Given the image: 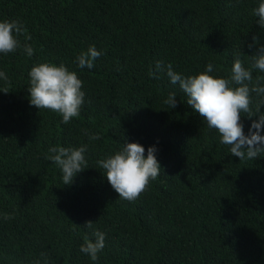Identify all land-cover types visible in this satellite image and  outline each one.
<instances>
[{
    "label": "trees",
    "instance_id": "1",
    "mask_svg": "<svg viewBox=\"0 0 264 264\" xmlns=\"http://www.w3.org/2000/svg\"><path fill=\"white\" fill-rule=\"evenodd\" d=\"M259 2L0 0V21H21L34 48L31 57L22 47L0 54L11 81L0 92V264H264V153L232 156L166 73L149 76L160 61L184 76L212 63V75L227 77L238 53L247 67L252 37L264 45L252 14ZM93 45L103 55L79 68L76 55ZM38 62L64 64L82 81L80 116L68 124L30 106L28 73ZM171 92L174 109L164 103ZM253 120L241 116L245 135ZM125 140L145 156L155 146L161 166L134 201L119 199L96 164ZM56 145H87V169L71 185L45 159ZM94 231L105 234L96 262L79 251Z\"/></svg>",
    "mask_w": 264,
    "mask_h": 264
},
{
    "label": "clouds",
    "instance_id": "2",
    "mask_svg": "<svg viewBox=\"0 0 264 264\" xmlns=\"http://www.w3.org/2000/svg\"><path fill=\"white\" fill-rule=\"evenodd\" d=\"M252 14L258 17L257 23L264 29V0H260ZM21 36L24 37L23 45ZM30 40L31 36L21 21H0V54L7 55L22 47L24 53L31 57L34 48L27 43ZM248 47L256 49L253 55L247 56L249 65L245 66L240 58L242 54H236L227 77L212 75V63L207 64L203 71L189 76L174 71L172 64L164 65L160 61L149 71L153 79L159 78L157 72L166 73L171 84L178 85L185 94L190 109L203 118L209 129L217 131L220 143L228 146L231 155L240 161L255 160L264 153V135H261L264 130V111H261L264 108V75L253 77V72L264 74V45H260L258 37L254 35ZM101 55L103 53L94 45L89 46L86 51L76 55L75 63L81 69H92ZM28 77L30 106L56 113L62 118L63 124L80 116L85 93L81 90L82 81L75 71H70L64 64L57 66L51 62H38L31 67ZM0 80L6 85L0 92L7 94V86H10L11 81L3 71H0ZM253 96L256 98L254 109ZM164 103L172 109L176 108L175 92L169 93ZM243 114L249 119L258 116V120H253L247 135L241 123ZM85 135L90 142L100 139L98 134L89 135L86 130ZM86 151L87 145H56L48 148L45 159L60 169L63 184L71 185L76 175L87 169ZM156 153L157 148L152 146L147 149L145 156L142 145L125 140L119 150L107 158L97 160L96 164L104 170L103 175L118 193L119 199L134 201L146 190L150 180H155L160 174L161 166ZM12 218L4 214V219ZM84 226L91 229L93 222L88 221ZM93 235L94 241L85 235L79 251L96 262L98 253L105 247V234L94 231ZM41 257L46 260L47 253H41ZM33 264H40V261L36 260Z\"/></svg>",
    "mask_w": 264,
    "mask_h": 264
}]
</instances>
